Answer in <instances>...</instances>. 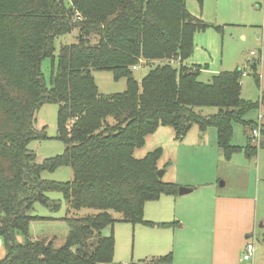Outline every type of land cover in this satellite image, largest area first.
<instances>
[{
    "label": "trees",
    "instance_id": "16d2710c",
    "mask_svg": "<svg viewBox=\"0 0 264 264\" xmlns=\"http://www.w3.org/2000/svg\"><path fill=\"white\" fill-rule=\"evenodd\" d=\"M186 2L0 0V237L6 250L0 264L111 263L113 235L103 230L116 221L112 212L121 221L150 225L143 219L144 204L177 195L179 186L157 174L159 149L133 156L147 135L160 125L179 136L193 124L201 134L214 127L218 146L229 156L240 149L230 143L233 123L251 132L258 127L244 120L259 106L241 98L244 68L214 73L203 82L202 66L184 64L193 35L209 26L189 13ZM75 30L74 42L56 48L58 37ZM45 58L52 60L48 87L41 71ZM138 58L151 66L140 81L133 75ZM258 64L256 59L248 65L256 80ZM91 70L112 71L115 79L126 80V89L101 94ZM45 102L58 106L57 138L64 151L37 163L29 143L45 138L34 126L35 112ZM206 107L215 112L205 113ZM251 138L244 147L248 157L264 150V129L256 144ZM63 166L72 170L70 181L41 178L43 170ZM51 190L62 193L67 205L62 219L68 231L60 246L53 238L29 234L30 223L42 218L33 214L36 202L58 210L46 195ZM85 207L97 212L69 215ZM17 235L24 240L18 242ZM130 264L174 263L167 253Z\"/></svg>",
    "mask_w": 264,
    "mask_h": 264
},
{
    "label": "rangeland",
    "instance_id": "374dc122",
    "mask_svg": "<svg viewBox=\"0 0 264 264\" xmlns=\"http://www.w3.org/2000/svg\"><path fill=\"white\" fill-rule=\"evenodd\" d=\"M186 7L190 14L205 21L209 26L193 35L194 49L184 63L191 64L192 62V64L205 67L199 76V80L203 82H208L211 74L216 71L244 68L245 72L240 78L241 98L250 102H259L261 92L264 90V47L255 46L253 41L244 40L241 37L244 21L251 19L249 15L243 13L238 17L239 21L231 20L235 18L225 3H221L218 9L214 7L215 14L209 11L210 4L206 5L204 1L200 3L198 0H187ZM202 11L204 17L201 18ZM77 34L75 30L69 35L58 37L54 42L56 48L59 44L74 42ZM251 50L256 53L253 61L259 59V64L256 66L257 80L252 68L246 64V54ZM51 65V58H45L41 62V71L47 87L50 85ZM150 67V65H145L144 59L138 58L137 68L133 70L134 77L140 81ZM91 75L101 94L120 93L126 89V80L124 78L115 79L112 71L91 70ZM57 109L58 106L55 103L45 102L35 112L34 126L45 134V138L34 139L29 143V147L35 153L37 163L60 155L64 151L63 143L57 138ZM204 112H215V108L206 107ZM259 112L264 114V103L249 110L244 120L258 124ZM251 136L249 126L233 123L230 143L240 149L225 156L223 149L217 144L214 127H209L201 134L198 125L193 124L183 136H179L172 127L160 125L147 135L142 146L135 149L133 156L138 159L143 158L148 152L159 149L161 155L157 160V166L158 169L165 168L163 180L170 179L169 182L178 186H184L185 184L182 183L186 181H189L190 185H202L181 197L186 198L185 200L190 203L189 200L199 196L197 201L204 202V204L208 201L210 206L206 207L203 212L199 213L200 210H198L191 213L187 219L184 214L186 213L184 210L186 202L175 203L174 207L169 205L173 214L183 219L175 223L174 217L165 220L169 217L165 209L154 210V207L159 204L157 199L147 201L143 207V219L151 222L150 225L121 221L120 214L112 212L116 221L112 226H107L103 230L105 235L111 233L114 240L113 259L111 263L106 264L136 263L167 253H171L173 263L186 264L174 259L175 251L177 257L183 248L191 249L189 256L191 264L218 262L222 247L230 254L231 260L238 257L242 260L245 235H249V242H253L254 253L250 261L242 264H264V243L262 241L264 228L258 226L263 218L260 217L255 222H251V215L242 218L238 213L239 210L243 214L249 213L247 207L250 206V211H253L254 205L256 213L260 205L262 206L260 213L264 215V189L261 186L264 184V150L258 148L250 157L245 154L244 147L250 144ZM252 138L251 144H256L255 140L259 137ZM41 178L55 182L70 181L72 170L69 166L59 167L52 171L43 170ZM46 195L55 200L59 208L53 212L36 202L33 214L43 219L38 218L30 223L29 234L33 238H53L55 246H60L68 231L67 224L62 219L66 215L67 205L62 193L58 191L51 190ZM217 197L220 199L225 197L222 208L224 214L227 215V222H224V227L226 226L224 236L219 237L216 235L215 216L212 215L215 212L216 207L213 206ZM226 198L237 200L234 203L227 201ZM247 199H251L252 202ZM96 212L97 210L93 208L85 207L73 210L69 215L84 217ZM198 213L199 222H195ZM237 213L239 216H235ZM162 222L165 225H161ZM240 229L243 231L237 233ZM167 238L170 245L168 250L153 253L161 249V244ZM16 240L22 242L24 238L17 235ZM3 250L1 246L0 260L6 254ZM178 259L181 258L178 256Z\"/></svg>",
    "mask_w": 264,
    "mask_h": 264
},
{
    "label": "crops",
    "instance_id": "0c3cea01",
    "mask_svg": "<svg viewBox=\"0 0 264 264\" xmlns=\"http://www.w3.org/2000/svg\"><path fill=\"white\" fill-rule=\"evenodd\" d=\"M203 1H204V3H206V5L210 4L209 11L212 14L214 13L213 12L214 7H216L218 9V7L221 3L227 4L229 6V10L231 11L232 16H234V18H235V19H231V20H234L236 22L239 21L238 17L242 16L243 13L248 14L251 19L244 21L243 32L241 33V37L244 40L248 39L249 41H253L256 44L255 46L260 45V46L264 47V0H202V2ZM254 11H257V12H254ZM202 17H204L203 11L201 12V18ZM251 51H253V50H251ZM248 58H250L249 53L246 54V62H247ZM190 63L191 64H187V65H189V66H195V65L201 66L200 64H192V62H190ZM184 64H186V63H184ZM203 69H205V67L202 66L201 72L203 71ZM220 71H223V70H219V71H216L214 73H218ZM201 72H200V74H201ZM214 73H212V74H214ZM262 92H261V96H260L259 106H260V104L264 103V99H262ZM258 119H259V123H258V127H257L258 130H260V128L264 129V114L262 112H259ZM163 169H164V173H165V168H163ZM164 173H163V175H164ZM163 175H162V180H163ZM166 181L169 182L171 180L169 179ZM188 182L189 181H186V183H182V184H185L186 185V186L184 185L185 187L193 188L192 191L197 189L199 186H202V185H195V186L190 185L191 183H188ZM180 186H183V185H180ZM261 186L264 189V184ZM257 187H258V185H257ZM181 196H183V195H179V194H177V195L165 194L163 196L161 195L156 200V201H159V204L154 207L155 208L154 210L165 209L166 212L169 214V217L165 220H168V219L174 217V219H175L174 222L177 223V222H180L181 220L183 221V219L181 217L173 214V211L169 207V205L174 207L175 203L180 204V203L186 202V204L184 205V210L186 213H184V214L186 215L187 219H188V215H190L191 213H195L198 210H200L199 213L203 212L206 207L210 206V203H208V201L205 204H204V202L197 201L199 196H196L194 199L189 200L190 203L187 202V200H185L186 198H182ZM160 199H162V200H160ZM226 199H227V201H231L234 203L237 200V199H233V198H229V199L226 198ZM247 200H250V202H252L251 199H247ZM224 201H225V197H223L221 199L219 197H217V198H215L214 206H213L214 208L216 207L215 212H213L212 215L215 216V220H216L215 229H216V233H217L216 235L218 237L224 236V232H225V228H226V226L224 227V222H227V220H226L227 215L224 214L223 208H222ZM248 203L249 202H247V204ZM249 207H247V210L249 211V213L247 212L246 214H243L239 209H238L239 210L238 213L241 215L242 218L246 215H248L246 217H250V215H251V222H255L260 217L263 218L262 222H260L261 225L259 224L258 226L260 228H264V215L260 213V209L262 206L259 205V207L256 210V213H255V205L253 207V211L252 210L250 211ZM241 208H242V205L240 206V209ZM174 212L176 213L175 209H174ZM199 213L197 215L195 222H199ZM238 213L235 216H239ZM162 223H164V222H162ZM181 225L182 224H180V226ZM253 225H254V223H253ZM157 227H161V226L157 225ZM242 231H243V229H240L237 231V233H241ZM173 232L175 233V230H173ZM248 236L249 235H245L244 247H245L246 242L250 241V240H248V238H249ZM1 246H3V248H4L3 252L6 253V250H5V247L3 244V240L0 237V247ZM168 247H170V245L168 243V238H167L166 241L163 244H161V249H159V251H154L153 253L165 252L168 250ZM223 248L224 247H222V250L219 253L220 256L217 260L218 262H216V263L213 262V264H242V263L246 262L243 259L241 260V258H239V257L235 260H231L230 254L227 252V250L224 251ZM190 253H191V249H189V248L184 249L183 248L182 250L179 251L177 257H176V251H175L174 259L176 258L177 260H175V261H177V262H184L186 264H191V263H189ZM178 256L181 259H178ZM174 264H179V263H174Z\"/></svg>",
    "mask_w": 264,
    "mask_h": 264
},
{
    "label": "built area",
    "instance_id": "2783aa9c",
    "mask_svg": "<svg viewBox=\"0 0 264 264\" xmlns=\"http://www.w3.org/2000/svg\"><path fill=\"white\" fill-rule=\"evenodd\" d=\"M255 54L256 53L254 51H250L249 52V57L250 58H248V60L246 62L247 65H249L253 61V59H254L253 56ZM136 68H137V66H133V69H136ZM251 134H252L253 138L257 139V137H259V130H258V128L253 129L252 132H251ZM253 253H254V244H253V242H249V241L246 242L245 247H244V250H243V253H242V259L244 261H250Z\"/></svg>",
    "mask_w": 264,
    "mask_h": 264
},
{
    "label": "water",
    "instance_id": "95a60500",
    "mask_svg": "<svg viewBox=\"0 0 264 264\" xmlns=\"http://www.w3.org/2000/svg\"><path fill=\"white\" fill-rule=\"evenodd\" d=\"M163 173H164L163 169H158L157 174L159 177H162ZM192 190H193V188H191V187L179 186L177 194L184 195V194L191 192Z\"/></svg>",
    "mask_w": 264,
    "mask_h": 264
}]
</instances>
